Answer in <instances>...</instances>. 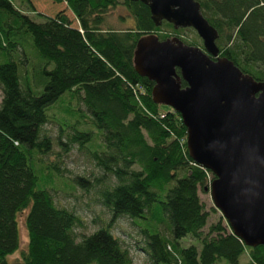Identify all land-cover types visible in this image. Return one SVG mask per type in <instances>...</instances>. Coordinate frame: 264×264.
Masks as SVG:
<instances>
[{"label": "trees", "instance_id": "obj_1", "mask_svg": "<svg viewBox=\"0 0 264 264\" xmlns=\"http://www.w3.org/2000/svg\"><path fill=\"white\" fill-rule=\"evenodd\" d=\"M48 1L58 10L35 12L41 18L35 21L11 0H0V264H10L7 256L18 250L17 215L23 210L26 245L18 264H131L112 224L122 217L135 223L152 218L159 207L170 227L163 232L159 227L165 223L157 222L156 230L170 240L139 228L136 248L149 264H238L243 252L248 264H264V245H243L221 219L207 225L198 188H208L213 175L189 158L178 113L154 103L152 81L133 69L140 36L153 33L163 40L177 31L164 21L155 26L139 1L121 0L132 25L120 30L106 17L117 0ZM195 1L217 31L218 55L264 82V0ZM65 93L83 122L100 131L102 149L90 150V132L57 119L59 106L52 105ZM50 116L58 125L54 140L42 133ZM55 141L64 151L84 149L100 171L91 181L72 179L73 185L94 191L109 214L108 222L79 238L74 234L78 216L54 203L51 187L39 188L32 169L31 161L38 170L35 159L48 154ZM33 150L39 154L35 159ZM210 210L217 212L214 206ZM186 237L195 244L179 247Z\"/></svg>", "mask_w": 264, "mask_h": 264}, {"label": "water", "instance_id": "obj_2", "mask_svg": "<svg viewBox=\"0 0 264 264\" xmlns=\"http://www.w3.org/2000/svg\"><path fill=\"white\" fill-rule=\"evenodd\" d=\"M139 1L155 26L191 28L201 48L153 33L134 45L132 65L152 81L156 104L178 113L189 158L210 171L212 205L243 245H264V82L218 55L217 31L195 0ZM181 82L184 83L182 86Z\"/></svg>", "mask_w": 264, "mask_h": 264}, {"label": "rangeland", "instance_id": "obj_3", "mask_svg": "<svg viewBox=\"0 0 264 264\" xmlns=\"http://www.w3.org/2000/svg\"><path fill=\"white\" fill-rule=\"evenodd\" d=\"M16 4L20 9L28 12L29 16L35 21H39L41 18L37 17L34 13L41 12L43 14H52L58 10V4H53L48 0H30L34 13L30 12L29 7L25 0H11ZM121 0H117V4L114 8H110L106 14L108 24L115 29H125L132 25V18L129 15V12L123 5L120 4ZM64 5V4H63ZM71 16V15H70ZM173 28V27H172ZM170 31V29H166ZM173 30L177 31L173 36L180 38L181 40L189 43L194 42L195 46L201 48V41L196 35L193 29L177 28ZM24 67H22L23 70ZM0 99H1V90H0ZM59 106L60 113L54 112L57 109H53V112L57 115V119L65 118L71 120L70 126L75 125L74 128L78 131L90 132L91 140L87 143V147L90 150H99L102 149L100 141V131L96 130L90 123L84 121L83 118L78 114L74 109L75 101L70 100L69 94H63L59 99L52 105ZM82 107V106H80ZM60 114L59 118L58 115ZM76 122H79L76 125ZM56 118L50 116V119L45 123L42 128V133L50 136L53 140L56 138L58 128H57ZM64 140V138H63ZM97 142V143H96ZM66 151L61 149L56 141L53 142L52 148L48 154L41 157V159H35V155H39L37 150H33L32 158L37 164H39V169L35 168L34 161L31 163L34 165L32 167L36 177L39 188H43L44 185L51 187L49 189L53 201L57 206H61L75 213L80 219V225L74 229V234L76 238H79L81 235H88L92 233L100 224L106 223L109 220L108 212L96 201L94 191H84L78 186L72 184V179L75 177H84L89 181L93 177H99L100 171L96 169L91 161L89 160L87 153L84 149H78L77 146H67ZM35 154V155H34ZM50 163V165H48ZM52 163L58 165V172L54 170ZM60 175V176H58ZM55 176V178H53ZM46 189V187H45ZM198 196L200 201L205 206V209L208 210L207 225L210 223L216 222L218 219H221V223L227 225L224 218L220 215V212H211L210 207H212V201L209 196L208 190H201L198 188ZM154 207H159V204L156 203ZM26 210L21 211L17 215L18 220V229H19V245L18 250L13 252L11 255L7 256V261L10 264H18L19 262V252L23 250L26 245V231L23 225V218ZM164 222V225L159 227V230L163 229V232H166L165 228L170 227L167 219L162 216L159 211L156 210L152 218L144 217L138 219L135 223V220H130L126 217H122L115 221L112 224L111 231L113 235L121 242L122 247L128 250V253L131 257V264H149L144 255L137 250L136 243H140V229L145 230L148 233H160L170 240V237L162 232L156 230V223ZM140 228V229H139ZM206 229V227H205ZM179 247H186L189 244H195L194 242L190 243L188 237L181 239L179 242ZM249 259L245 252H243L238 257V264H248ZM217 264H226L225 261H221Z\"/></svg>", "mask_w": 264, "mask_h": 264}]
</instances>
